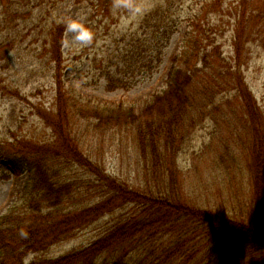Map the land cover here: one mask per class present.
Returning a JSON list of instances; mask_svg holds the SVG:
<instances>
[{
    "label": "rangeland",
    "instance_id": "374dc122",
    "mask_svg": "<svg viewBox=\"0 0 264 264\" xmlns=\"http://www.w3.org/2000/svg\"><path fill=\"white\" fill-rule=\"evenodd\" d=\"M115 1V15L105 16L101 11H94V15L88 16L85 5L75 0H42L41 8L47 10L49 17L54 14L58 17L56 21L81 17L93 32L88 43L74 40L75 33L66 31L64 34L62 77L66 80L67 92L79 99V106L90 102L107 103L110 107L119 103L141 104L164 89L172 57L178 54L194 68V81L201 85L192 101L197 103L190 113L195 122H186L179 135L183 139L178 141L176 150L164 154L167 160L175 159L176 169L174 172L166 169L160 177L151 165L146 166L150 171L145 169L143 160L138 157L134 136L125 124L109 127L99 123L91 112L85 115L84 109V114L75 109L69 126L76 136L71 139L79 142L80 150L96 161L98 169L116 177L123 187L152 190L154 195L166 192L179 195L200 211L223 216L226 224L258 221L262 207H257L250 172L253 134L246 120L247 100L236 89V75L231 78L229 74L223 78L214 75L215 66L221 62H228L240 71L237 75L258 104L260 123L264 124V13H261L264 0H182L176 12L182 13L180 27L167 44L162 64L152 74L143 66L147 55L139 61L132 41L139 34L144 35L140 30L146 15L154 12L163 0ZM12 10L17 25L6 29L0 16V142L12 132L42 143L53 142L57 136L51 122L57 120L52 76L55 63L48 54L47 39L48 30L52 28L45 27L44 23L38 25L37 16L21 21L20 13L14 12L20 10ZM193 15L197 17L189 25L188 17ZM240 21L246 22L242 25L244 29L239 28ZM237 27L242 33L238 38L234 37L239 32ZM186 29L189 33H185ZM4 53H7L5 57ZM207 62L213 65L212 69ZM109 76L125 78L127 87L111 88L107 82ZM232 80L235 84L230 82ZM204 83L215 88V100L209 102L205 98ZM61 176L60 182H72L69 191L55 192L54 197L48 196L44 202L32 200L30 203L35 207L33 212L42 218L44 227L57 223L63 215L73 218L87 207L105 204L104 199L111 195L103 189L104 184L96 172L75 161L65 166ZM25 181V175L0 178V215L16 201L22 203L20 195ZM141 208L135 202H108L98 217L72 225L63 233V238L43 250L40 257L54 258L83 250L118 221L139 214ZM60 228L66 227L61 224ZM160 229L150 244H146L147 250L166 241L167 234L163 233L166 231ZM127 243L120 247L133 248ZM135 248L137 251L143 246ZM202 254L203 251L200 256L196 253L192 262L199 264ZM34 255L31 253L28 260ZM221 260L212 264H221Z\"/></svg>",
    "mask_w": 264,
    "mask_h": 264
},
{
    "label": "trees",
    "instance_id": "16d2710c",
    "mask_svg": "<svg viewBox=\"0 0 264 264\" xmlns=\"http://www.w3.org/2000/svg\"><path fill=\"white\" fill-rule=\"evenodd\" d=\"M75 1L85 5L88 16L94 15V11H101L105 16L111 13L115 15L114 10L117 5L115 0ZM181 2L182 0H163L154 12L146 15L143 28L140 30L144 35L139 34L132 41L135 42L134 48L139 61L147 55L148 59L143 66L146 65L145 71L150 74L162 64L167 44L180 27L182 13L176 12L180 10ZM41 4L42 0H0V5L3 7L0 16L3 17L2 24L6 29L17 25L16 16L12 13L13 8L20 10L14 12L20 13L21 21L37 16L38 25L44 23L45 27L52 28L48 30L47 39H49L48 54L55 63L52 76L54 104L57 108V120L51 121L57 135L53 142L42 143L26 136L19 137L16 132H12L10 137L0 142V178H11V174L26 176L20 195L22 203L16 201L8 211L0 215V264H24V257L28 253H35L29 264H194L192 258L196 253L200 256L202 251L200 257L202 261L200 260L199 264H212L220 259H222L221 264H264V124L260 123L261 112L258 104L246 90L243 79L237 75L240 71L233 69L228 62H221L217 67L215 66L214 76L223 78L225 74H229L231 78V75H236L234 79L238 81V85L234 80L230 82H234L238 87L236 89H239L240 94H243L247 100L248 119L246 120L253 134L250 172L255 201L257 207L262 209L259 211L260 216L256 210V214L260 217L256 222L247 224L242 220L239 224L231 222L226 224L227 220H224L223 216L200 211L192 206L193 204L186 203L179 195L173 196L168 192L154 195L155 192L152 190H137V188L133 190L123 187V183L116 177L103 169H98L96 161L94 162L84 155L82 149L80 150L79 142L71 139L76 136L72 134L73 131L69 126L71 113L75 109L80 112L84 109L85 115L91 112L101 124L109 127L123 126V124L128 126L138 147V157L143 160L146 170H149L146 166L151 165L150 167L153 171H157L154 173L159 177L166 169L174 172L175 159L167 160L164 154L176 150L178 141L183 139V136H179L181 129L185 128L187 123L195 122L193 117H190V113L197 102L192 101L201 87L199 81H194L195 70L193 67L190 68L189 62H185L182 55L173 56L164 89L154 93L141 104L119 103L115 107H110L107 103L90 102L79 106V99L67 92V83L62 77L66 21L63 18L56 21L58 17L54 14L50 17L46 15L47 10L41 8ZM263 6L261 13H264ZM34 12L38 13L34 14ZM196 17L197 15L188 17L189 25ZM112 18H114L113 14ZM245 23L240 21L239 28L244 29L242 25ZM239 28L237 27L239 32L234 36L236 38L242 35ZM185 33H189V29H186ZM5 54L7 53L2 55L5 57ZM134 54L133 50V56ZM207 65L213 68L208 62ZM124 79L109 76L107 82L111 88L127 87L128 81ZM208 83H204L202 91L210 102L216 99V92ZM38 114L43 116L41 111ZM74 161L80 163L83 168L96 172L99 175L97 178L104 184L103 189L111 195L108 199H104L105 204L87 207L73 218L63 215L57 223L44 227L42 218L39 219L36 212H33L35 207L30 203L32 200L44 202L48 196L54 197L55 192L64 194L69 191L72 182L63 183L60 180L63 179L61 174L65 166L69 163L71 165ZM169 163L173 166H168ZM149 171L145 172L150 174ZM164 177L166 179L168 176ZM59 197L61 200L62 197ZM55 200L57 201L56 198ZM113 200L117 203L122 201L138 203L142 206V210L131 218L118 221L109 230L106 229L100 238L83 250L54 258L40 257L43 250L62 239L63 233L72 225L88 219L94 220L102 211L104 212L108 202ZM69 222L72 224L65 225ZM61 224L66 228H60ZM160 228L166 231L163 232L167 234L164 236L167 237L166 241L147 250L146 244H150L155 232L159 233ZM21 229L28 233L26 238L20 235ZM126 242L133 248L122 249L120 246ZM142 246L141 250L136 251L135 247L138 249Z\"/></svg>",
    "mask_w": 264,
    "mask_h": 264
},
{
    "label": "clouds",
    "instance_id": "9594fccd",
    "mask_svg": "<svg viewBox=\"0 0 264 264\" xmlns=\"http://www.w3.org/2000/svg\"><path fill=\"white\" fill-rule=\"evenodd\" d=\"M66 31L75 33L73 39L82 43H88L93 36L92 30L84 24L83 19L81 17H69L66 20ZM4 187L6 188L7 185H4ZM20 235L26 238L28 236V233L21 229ZM29 256H31V253H28L24 257V264H29Z\"/></svg>",
    "mask_w": 264,
    "mask_h": 264
}]
</instances>
